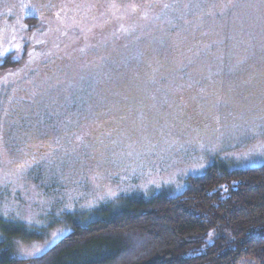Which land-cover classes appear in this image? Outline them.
<instances>
[{"label": "rangeland", "instance_id": "rangeland-1", "mask_svg": "<svg viewBox=\"0 0 264 264\" xmlns=\"http://www.w3.org/2000/svg\"><path fill=\"white\" fill-rule=\"evenodd\" d=\"M0 54L13 259L216 161L264 163V0H0Z\"/></svg>", "mask_w": 264, "mask_h": 264}, {"label": "trees", "instance_id": "trees-1", "mask_svg": "<svg viewBox=\"0 0 264 264\" xmlns=\"http://www.w3.org/2000/svg\"><path fill=\"white\" fill-rule=\"evenodd\" d=\"M185 183L175 196L136 197L73 225L31 260L11 258L0 242V264H264V163L229 169L216 161Z\"/></svg>", "mask_w": 264, "mask_h": 264}, {"label": "snow or ice", "instance_id": "snow-or-ice-1", "mask_svg": "<svg viewBox=\"0 0 264 264\" xmlns=\"http://www.w3.org/2000/svg\"><path fill=\"white\" fill-rule=\"evenodd\" d=\"M5 51H7V50H5ZM0 55H2V54H0ZM54 235H55V234H54ZM36 251H37V252H39V251H40V249H36Z\"/></svg>", "mask_w": 264, "mask_h": 264}]
</instances>
